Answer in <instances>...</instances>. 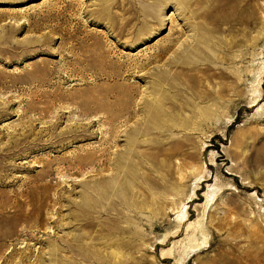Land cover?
I'll return each mask as SVG.
<instances>
[{"label": "rangeland", "instance_id": "374dc122", "mask_svg": "<svg viewBox=\"0 0 264 264\" xmlns=\"http://www.w3.org/2000/svg\"><path fill=\"white\" fill-rule=\"evenodd\" d=\"M189 21L233 78L205 80L222 96L175 113L202 80L170 63ZM243 66L255 105L238 100ZM165 69L184 83L167 91L174 111L131 141ZM126 147L149 199L87 203ZM0 264H264V0H0Z\"/></svg>", "mask_w": 264, "mask_h": 264}, {"label": "bare ground", "instance_id": "6f19581e", "mask_svg": "<svg viewBox=\"0 0 264 264\" xmlns=\"http://www.w3.org/2000/svg\"><path fill=\"white\" fill-rule=\"evenodd\" d=\"M179 3H184L186 4L190 0H176ZM192 15V20L194 18H198L200 14H198V11H191ZM191 30L193 33L187 34L184 40L178 45V50L176 51V56L175 59H173L170 63L173 65V68L179 69V70H188L192 72V74H198L201 72L202 80L197 81L195 86L196 88L193 87H188L187 84L184 85V83L179 82V84H171L165 81V79H162L161 77L165 76L173 77L174 73L180 72V71H171L172 69H165L163 70L165 73H160L159 76H156V80L152 81L149 86L143 91L142 98L145 100V105L144 107L141 108L142 110V117L134 121V125L132 128L129 130L132 132L131 134L129 133V130L126 131V135L129 137L131 141H135L137 138V135L139 134L138 132L145 130L146 128L149 129V126L151 125H157L160 128L165 125V123L162 122L161 120L163 117L167 116L170 114L171 111H174V107L168 106L169 99L167 98V91L170 89H174L175 87L181 88L180 85L186 86L189 90H191L189 98L188 97H183L181 101H178L177 104V112L182 111L185 107L187 106H192L193 110L195 111L196 109L198 110L200 103L203 102L204 100H213L216 97H221L222 96V91L218 90L214 85L213 87H208L207 82L205 80H209L208 82L213 81L214 79H231L233 72H227L223 70L220 67H214L217 62L225 63L228 60L231 59L230 55L227 53H224V51H217L213 49L212 47H208L209 41L211 40L210 33L207 31L208 26L204 24H199L194 21H189ZM194 22V23H193ZM247 39V36L244 34L241 41L245 42ZM169 43L176 44L177 41L174 39H169ZM225 45L223 46L224 50L230 51L233 42L230 40H224ZM210 49V51H206L205 49ZM164 51H160L158 54L159 56L164 54L168 49H170V44H167L166 46L162 48ZM161 50V49H160ZM260 53V52H259ZM158 54L155 55V57L158 56ZM247 50L244 49L241 52L240 55V60L245 64V60L247 58ZM149 59V58H148ZM142 63V62H141ZM247 63V62H246ZM145 64V63H144ZM141 65V64H140ZM143 66V65H141ZM186 67V68H184ZM162 71V72H163ZM246 69L243 66L241 68V77L239 78L240 81H242V87L239 88L238 90V96H239V102H246V103H252V105H255L256 99H253L249 101V93L246 91V83L245 80H247V73ZM130 72V71H129ZM214 77V78H213ZM155 82V83H154ZM210 84V83H209ZM176 88V89H177ZM99 106V105H98ZM131 107V106H130ZM130 107L124 108L125 113L123 114V117L126 116V113L129 112ZM230 107V103L228 102V106ZM79 109V108H78ZM135 109V107L133 108ZM136 111V110H135ZM130 113V112H129ZM181 113V112H180ZM90 114V113H89ZM100 114V113H98ZM91 115V114H90ZM96 115V114H95ZM92 116V115H91ZM139 116V115H137ZM128 117V115H127ZM156 120V123L149 124L151 122V119ZM160 118V119H159ZM125 120V118L123 119ZM121 121V120H120ZM119 121V122H120ZM113 122V121H112ZM118 122V123H119ZM128 122V121H126ZM120 125V124H119ZM123 125V124H122ZM121 125V127H122ZM124 126V125H123ZM119 127V126H118ZM115 126V123L111 124L110 127V136L107 137L105 140L108 144V142L111 144L112 141H116L117 137V128ZM120 128V127H119ZM119 137V136H118ZM129 141V140H128ZM130 141V142H131ZM117 142V141H116ZM114 143V142H112ZM129 144V142H128ZM131 144V143H130ZM136 153V149L126 147L125 151L120 153V155L115 156L112 159V162H110L109 166L107 168L112 171L111 175L106 178L105 185H102L99 183L96 186H91L92 190H88L87 197H86V202H90V198L92 196H107V198H111V200H117V199H125L124 196L127 197V200L129 202V205H137L139 203V198L142 199V201L149 199L150 195L145 193V192H134L132 189V184L134 183V177L132 178L130 176V170L128 168L133 169L135 164L131 161V156H133ZM108 158H106L107 160ZM100 161V160H99ZM109 162V159H108ZM107 162V163H108ZM106 163V162H105ZM104 164V162H103ZM105 165V164H104ZM126 165L127 171L124 169V166ZM80 166V165H79ZM102 166V165H101ZM131 166V167H130ZM58 168V167H57ZM101 168V167H100ZM74 169V168H73ZM97 183V181H95ZM122 196V197H121ZM134 198L132 200L130 198ZM138 201V202H137ZM141 204V203H140Z\"/></svg>", "mask_w": 264, "mask_h": 264}]
</instances>
